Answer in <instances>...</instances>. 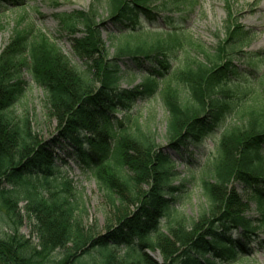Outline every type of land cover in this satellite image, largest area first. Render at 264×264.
Here are the masks:
<instances>
[{
  "label": "trees",
  "instance_id": "trees-1",
  "mask_svg": "<svg viewBox=\"0 0 264 264\" xmlns=\"http://www.w3.org/2000/svg\"><path fill=\"white\" fill-rule=\"evenodd\" d=\"M4 1L13 7L22 5L21 0ZM103 2L106 19L120 36L128 31L125 34H135L140 16L154 19L148 11L152 0ZM95 4L74 16L85 33L72 44L73 54L84 63L82 70L40 34L32 36L15 28L9 43L0 48V221L5 225L0 232V264H157L145 253L156 249L163 264H227L248 258L247 244L255 228L243 216L247 205L233 184L243 186L251 199L264 205V104L261 109L247 107L239 122L221 134L209 168L212 177L201 180L207 210L189 231L175 210V199L164 195L165 188L180 192L184 184L168 185L173 165L169 157L149 132L141 131L136 119L125 115L113 122L111 117L134 100L157 95L166 112L168 147L179 155L199 148L230 108L221 101L219 94L225 93L218 87L234 85L235 70L230 60L218 61L234 53L237 26L215 48L204 76L200 74L207 66L199 61L175 72L188 92L184 98L166 82L170 68L159 58L181 38L169 32L163 41L156 35L150 46L118 43L109 56L100 37L104 22L98 21ZM124 59L138 69L141 61L148 67L142 83L127 91L119 90L118 64ZM21 69L44 90L50 114L59 124L56 136L48 141H38L26 117L15 119L9 112L22 95ZM259 84L264 89V76ZM128 124L133 127L130 131ZM58 143L72 150L82 172L95 181L114 209V223L106 224L101 237L85 230L81 195L74 183L67 178L58 185H53L55 180L49 182L59 170L52 149ZM142 185L149 189L143 191ZM129 205L134 211L115 216ZM23 221L30 237L20 233ZM199 223L204 224L199 227ZM238 229L239 239H232L231 232ZM257 244L264 252V240ZM122 250L125 253L120 255Z\"/></svg>",
  "mask_w": 264,
  "mask_h": 264
},
{
  "label": "rangeland",
  "instance_id": "rangeland-1",
  "mask_svg": "<svg viewBox=\"0 0 264 264\" xmlns=\"http://www.w3.org/2000/svg\"><path fill=\"white\" fill-rule=\"evenodd\" d=\"M93 2L95 4V0H21L22 5L17 7L11 6L9 2L0 3V48L9 43L15 28L25 30L32 36L40 34L52 42L70 64L82 70L84 63L73 54L72 44L75 40L82 39L85 33L74 16L87 12ZM149 6L156 8L155 19L149 21L140 16V29L135 34H125L130 33L128 31L120 36L106 19L103 0H98L95 4L98 21L104 22V27L100 28V37L109 56H112L118 43H146L150 46L154 43L152 41L156 39V35H161L163 41L164 33L174 31L181 40L168 47L159 58L161 62H167L170 68L166 82L171 88L175 87L184 98L188 96V92L176 79L175 72L183 70L185 64L195 66L199 61L207 66L200 74L204 76V72L211 67L209 60L215 48L228 39L231 27L237 26L236 30L234 29L237 31L233 40L237 45L233 49L234 53L223 55L222 62H219L221 59L218 61V58L215 60L220 64L230 60V65L235 70L233 74L236 75L231 76L235 79L234 85L230 84L228 88L223 89L221 83L218 87L225 93L219 94L221 101L227 102L230 108L223 114L224 118L217 129L203 140L199 148L189 149L179 155L168 147L166 112L157 95L147 100H134L125 111H117L111 115L113 122L115 118L125 119V115L136 119L141 131L149 132L155 144L169 157L173 165L169 167L168 185L178 187L180 183L184 184L180 192L165 188L164 195L167 199H175V210L184 218V227L189 231L192 222L199 221L202 211L207 210L208 201L202 195L201 180L212 177L209 168L216 156V146L221 134L239 122L242 111L247 107L261 109L264 104V89L259 84V80L264 76V0H152ZM240 43L242 44L238 45ZM118 65L122 72L119 90L126 91L142 83L148 68L144 66L145 62L141 61L143 67L138 69L130 59H124L123 63L119 62ZM19 76L23 82L22 95L9 112L15 119L26 117L38 141H48L56 136L59 124L53 113L50 114L46 93L31 80L24 69H21ZM223 95H226V98H223ZM128 127L129 131L133 129L131 124H128ZM52 149L57 157L55 165L59 170L49 182L55 180L53 185H58L61 178H67L74 183L81 195L85 230L94 238L101 237L105 234L106 224L114 223V209L95 181L82 172L71 149L60 143ZM121 173L130 176L126 169H121ZM233 186L247 205L243 216L252 221L255 235L247 244L248 258H237L227 264H264V252L257 244L259 240H264V214L261 212L264 205L257 199H251L243 186L238 183ZM40 189L45 193L43 187ZM141 189L147 191L149 187L142 185ZM23 205L24 202L18 207L22 209ZM132 211L134 206L129 205L127 210H121L118 215L115 212V216L119 218L124 212ZM203 224L199 223L198 226L202 227ZM4 228L5 225L0 221V232H3ZM19 230L25 237H30L29 226L25 221ZM239 234L238 229L230 235L232 239L237 240ZM124 253L122 250L120 255ZM145 253L157 264H163L158 249L146 250Z\"/></svg>",
  "mask_w": 264,
  "mask_h": 264
},
{
  "label": "bare ground",
  "instance_id": "bare-ground-1",
  "mask_svg": "<svg viewBox=\"0 0 264 264\" xmlns=\"http://www.w3.org/2000/svg\"><path fill=\"white\" fill-rule=\"evenodd\" d=\"M242 201H243V199H242ZM244 202V201H243Z\"/></svg>",
  "mask_w": 264,
  "mask_h": 264
}]
</instances>
